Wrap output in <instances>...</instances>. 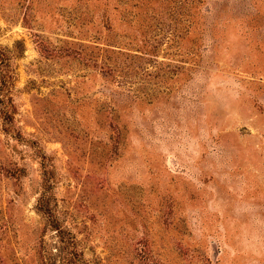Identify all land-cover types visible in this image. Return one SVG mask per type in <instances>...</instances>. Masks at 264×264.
Returning a JSON list of instances; mask_svg holds the SVG:
<instances>
[{
  "label": "rangeland",
  "instance_id": "374dc122",
  "mask_svg": "<svg viewBox=\"0 0 264 264\" xmlns=\"http://www.w3.org/2000/svg\"><path fill=\"white\" fill-rule=\"evenodd\" d=\"M42 196L78 264H264V0H0V264H67Z\"/></svg>",
  "mask_w": 264,
  "mask_h": 264
},
{
  "label": "trees",
  "instance_id": "16d2710c",
  "mask_svg": "<svg viewBox=\"0 0 264 264\" xmlns=\"http://www.w3.org/2000/svg\"><path fill=\"white\" fill-rule=\"evenodd\" d=\"M43 199L45 198H43L42 196V198L39 201L38 207H39V210L43 212L45 216L46 227L57 230L56 233L58 234L59 241L61 242L60 252L62 254L63 261L67 262V264H78V260L76 256L78 254L77 249L70 250L71 244L67 243V241L69 240L68 235L70 233L68 234V231L66 230V228L63 227L62 221L58 218L55 211L48 205L44 204Z\"/></svg>",
  "mask_w": 264,
  "mask_h": 264
}]
</instances>
